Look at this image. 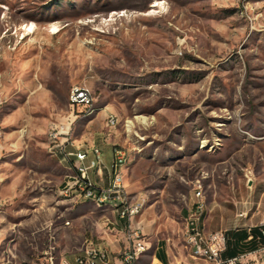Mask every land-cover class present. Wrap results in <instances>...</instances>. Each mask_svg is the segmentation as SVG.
I'll return each mask as SVG.
<instances>
[{"label": "rangeland", "instance_id": "374dc122", "mask_svg": "<svg viewBox=\"0 0 264 264\" xmlns=\"http://www.w3.org/2000/svg\"><path fill=\"white\" fill-rule=\"evenodd\" d=\"M76 83L93 108L71 106ZM93 142L127 150L126 189L143 200L122 229L148 250L186 251L198 189L206 230L257 225L264 0H0V264H39L76 229L95 246L121 230L114 203L65 192L76 168L60 151ZM113 158L90 175L99 188Z\"/></svg>", "mask_w": 264, "mask_h": 264}, {"label": "built area", "instance_id": "2783aa9c", "mask_svg": "<svg viewBox=\"0 0 264 264\" xmlns=\"http://www.w3.org/2000/svg\"><path fill=\"white\" fill-rule=\"evenodd\" d=\"M71 105L93 108V101L89 100V88L86 84L76 83L70 89ZM116 116L110 114L107 117V124L114 127ZM64 159L73 163L76 168V174L72 180L67 183L65 192L69 193L73 188H79L83 196L96 195L100 198H110L114 200V206L121 219L130 221L140 212L141 200L139 197L134 199L124 183L123 169H121V160L126 159L127 150L123 147H115L114 158L109 167L111 178L105 188H99L91 179L89 171L91 169H100L102 165L101 151L98 147L91 150L92 157L88 158V151L80 149L79 151H65L63 148ZM75 156V157H74ZM78 164H74V160ZM196 196L199 198L194 210L187 219L185 230V252L183 254H172L170 259L173 264H192V261H204L205 264H264V217L257 225H249L248 232L252 228H257L258 234H250L248 239H255L258 246L253 250H244L232 257H224L223 254L228 248V237L225 230H206L202 223L204 214V205L201 201L202 191L198 189ZM238 216L246 217V213H239ZM130 227V225H129ZM128 247L121 253L122 264H133L137 262L139 256L149 249L146 240L139 229H128L126 233ZM170 248V247H169ZM108 251L100 245L95 246L92 241L87 240L83 248L82 255L76 259L77 264H99L100 261H107ZM52 258V257H51ZM7 264V263H2ZM26 264V263H20Z\"/></svg>", "mask_w": 264, "mask_h": 264}, {"label": "crops", "instance_id": "0c3cea01", "mask_svg": "<svg viewBox=\"0 0 264 264\" xmlns=\"http://www.w3.org/2000/svg\"><path fill=\"white\" fill-rule=\"evenodd\" d=\"M71 106L74 108L80 107V106H73V105ZM90 146H91L90 150H85V151H88L87 160H89L92 157V153H91L92 148L98 147L101 151V158L104 164L103 167L107 168L109 166L108 164L111 162L113 158L115 147L114 148L109 147L106 143H101V145L98 146L94 144V142ZM75 163L78 164L79 161L75 159ZM89 175H91L94 179L100 178L101 182L103 181V178H104L103 175H99V173H97L96 168L91 169L89 171ZM106 177L108 178L107 175H105V178ZM124 183H125V180H124ZM125 186H126V183H125ZM116 222H118L119 227H121L120 228L121 230H118L114 234L107 233L106 235H103L102 236L103 239L99 243L101 246L107 247L112 252V256L109 257L107 261L101 264H122L121 258H119L118 254H120L122 251H124L128 247V241L122 229V226L125 223V221L122 220L118 214L114 216V221L112 222V224L115 225ZM247 227L235 229L234 232H238V233H241L243 231L248 232ZM74 232H75L74 234L75 239L73 238L72 240L63 241L56 255H54L53 252L51 251H48L47 254L45 253V256L40 260L39 264H77L76 259L78 256L82 255L84 241L87 239H85L84 231L82 230L79 231V229H76ZM231 232L226 233L228 237V248L223 254L224 257H232L241 251L250 250L249 248L250 241L248 238L239 239L237 237L238 233L233 234ZM258 245L259 244L256 241L255 247H257ZM167 251H168L167 245H165V243L162 242L161 240H158L156 243L152 245V250H148L140 256L136 264H169L171 262V259H170V255L167 254ZM48 254H50V256H48ZM191 263L192 264H205V262L202 260L192 261ZM26 264H37V263L35 262V260H33L32 263H26Z\"/></svg>", "mask_w": 264, "mask_h": 264}, {"label": "bare ground", "instance_id": "6f19581e", "mask_svg": "<svg viewBox=\"0 0 264 264\" xmlns=\"http://www.w3.org/2000/svg\"><path fill=\"white\" fill-rule=\"evenodd\" d=\"M54 32H56V28L55 27L52 29V33H54ZM89 100L90 101L92 100L91 95H90V92H89ZM69 101L71 103V93H70V96H69ZM115 124H116V122H115ZM125 161H126V159L121 160V169L123 168V166L125 164ZM84 197L86 199H89V200L93 201L99 207H101V206H103L105 204H110L111 205V203H114V200L113 199H110V198H100V197H97L96 195H87V196H84ZM119 217H120V215H119ZM133 264H136V262H133ZM169 264H173V262L171 261Z\"/></svg>", "mask_w": 264, "mask_h": 264}, {"label": "trees", "instance_id": "16d2710c", "mask_svg": "<svg viewBox=\"0 0 264 264\" xmlns=\"http://www.w3.org/2000/svg\"><path fill=\"white\" fill-rule=\"evenodd\" d=\"M231 233H233V234H236V233H238V232H234V231H232ZM250 234H253V235H257L258 234V230H257V228H252L251 230H250V232H246V231H243V232H241V233H238V235H237V237L240 239H247L248 238V236L250 235ZM250 241V245H249V248H250V250H253V249H255L256 247V240L255 239H251V240H249Z\"/></svg>", "mask_w": 264, "mask_h": 264}]
</instances>
